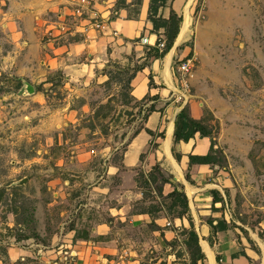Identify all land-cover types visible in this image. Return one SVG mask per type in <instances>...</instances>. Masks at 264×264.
<instances>
[{
	"label": "rangeland",
	"instance_id": "obj_1",
	"mask_svg": "<svg viewBox=\"0 0 264 264\" xmlns=\"http://www.w3.org/2000/svg\"><path fill=\"white\" fill-rule=\"evenodd\" d=\"M95 1L98 9L107 10L113 18L121 9L128 18H136L142 2ZM65 4L63 0H0V264H52L58 259L74 263L82 245L73 247L54 237L65 230L63 226L75 227V221L64 223L66 217L60 212L85 204L81 189L96 179L93 175L86 182L74 183L85 174L76 162L86 165L90 158L102 157L108 152L104 150L107 144L122 142L125 126H132V135L158 101L179 105L170 94L163 99L146 95L137 117L128 120L126 116L123 124L124 108L116 110V106L129 100L130 77L143 63H137L133 52L116 50L109 56L103 67L107 78L102 82H69L58 68L49 69L45 58L50 44L68 38L89 42L102 34L86 38L75 33L52 39L48 31L57 21V8ZM172 13L180 17L170 23L172 29L178 28L177 34L171 48L158 59H164L166 67L171 57L173 67L180 59H193L191 97L186 105H201L202 118L215 139L216 159L209 168L222 175L202 181L216 182L207 186L212 202L189 198L195 164L185 165L184 187L174 189L185 194V211L171 192L162 193L163 184L172 179L166 174L169 166L157 162L143 168L142 160L135 179L144 193L141 209L152 212L150 222L114 229L109 237L117 239L111 241L105 236L90 237L86 224L80 222L73 237L91 241L92 252L101 246L98 254L122 264L128 256L136 261L131 264H201L203 260L192 262L185 241L192 227L201 251L207 245L191 221L196 218L197 205L209 203L207 221L225 222L222 231L233 236L238 256L249 264H264V0H167L157 16L167 19ZM151 33L164 43L161 50L143 45V34L127 39L145 46V61L160 54L167 41L163 28H151ZM26 83L33 86L32 93H27ZM184 106L179 105V110ZM108 121L121 125L120 129L100 131L98 126ZM172 129L171 124L168 135ZM153 140L149 142L152 147ZM167 143L165 152L171 158ZM158 215L166 218L162 226L153 220ZM175 217H185L190 225L173 223ZM157 228L160 232L155 234ZM167 234L163 241L156 239V235ZM215 235L211 231L207 241L211 243ZM13 245L26 248L23 259L10 260L8 248Z\"/></svg>",
	"mask_w": 264,
	"mask_h": 264
},
{
	"label": "crops",
	"instance_id": "obj_2",
	"mask_svg": "<svg viewBox=\"0 0 264 264\" xmlns=\"http://www.w3.org/2000/svg\"><path fill=\"white\" fill-rule=\"evenodd\" d=\"M148 6L149 0H142L136 18H128L126 11L122 9L119 10L115 18L107 10L104 11L109 17V21L108 27L103 30L101 35L89 42L82 39L68 38L60 43L50 44L49 47L51 48H49L45 58L47 67L61 70L69 82L88 84L93 79H96V82L106 80L107 77L103 73V67L108 57L113 56L116 50L124 51V53L133 52V57L137 60V63L140 64L142 61L143 63L134 72L128 83L134 104L116 106V110L117 107L124 108L125 119L123 124L127 121L126 116L128 120L137 117L139 103L146 95H157L163 99L170 94L174 83L172 57L167 67L164 59L161 61L158 58H151L145 61L146 57L143 56L145 46L134 44L127 40L134 35L143 34L145 37H149L150 42H153L152 25L148 20ZM113 31H116V35H112L114 34ZM108 47H113L111 53L108 52ZM164 103L158 101L155 104V110L147 113L139 128L137 127L132 135H130L132 126H125L122 129V142H115L113 145L107 144L105 146L104 150H108V152L112 148L111 153H104L102 157L97 159L90 158V162L102 164L101 168L91 166L89 161H87L88 166L85 163L76 162L77 165L80 164V168L83 169L86 175L76 176L78 178L74 180V183L86 182V180L93 178V175H96V179L87 185L86 188L81 189L83 196H86L87 202L85 204L74 209H64L60 212L66 217L64 223L75 221V227L63 226L62 229L65 230L54 237L59 242H66V245H73V247L77 244L82 245L78 246V252H75V264H95L93 257L104 255L97 252V250L103 249L101 246L96 248L95 252H92L88 245L91 241L73 237L80 222L86 224L90 237L105 236L109 239V235H112L114 229L119 231L130 223L145 224V222H150L152 212L150 209H141V204L142 206L144 205L142 203L144 193L141 187L137 185L135 179V174L139 170L138 167L141 166L142 160L145 162L143 168L150 167V165L152 166L157 162L163 165L166 163L169 166L166 174L168 176L172 175V179L165 182L162 187V193L168 194L176 187L180 189L184 187L182 178H184L185 165L188 166L189 163L188 155H204L209 151L210 138L200 137L198 133H195L188 142H174V120L179 112V105L174 103H165L164 105ZM186 108L192 118H202L203 112L199 103L197 105L189 103ZM170 123L173 125V129L168 135ZM120 126L108 121L105 125H99L98 127L101 129L100 131L106 129V132L109 133L111 130L115 132V130L120 129L118 128ZM156 133H162L163 136H159ZM153 137L152 144L154 147L149 144ZM167 140L166 150L167 153H170L171 158L165 152L164 145ZM91 154H95L94 150H91ZM175 154L178 155V158H175ZM174 164H176L179 171ZM211 176H214L215 180L222 177L220 173L213 172L209 165L195 164L194 171L190 174V178L193 181L195 180V184L190 183L192 189L189 188L190 195L187 193L189 198L191 197L194 201L212 202L210 200L211 187L207 186H211L216 182H206L205 184L202 182L203 179ZM209 203H204L202 206L197 205L195 209L196 218L191 221L192 226L198 227L199 235L203 238L202 241L207 244L201 245L205 256L203 259L204 263L201 264H249L245 257L238 256V246L229 231H217L216 235L212 237L213 241L211 243L207 241L211 234V228L207 221L210 214ZM192 212L190 209V213ZM191 216L193 215L191 214ZM165 219L164 216L162 218L160 215L153 218L154 222L161 226ZM176 221L180 225L185 223L188 226L190 225L185 217L173 218V223H176ZM169 222L171 223L172 221L170 220ZM153 232L157 234L160 230L157 228ZM165 233L172 232L168 231ZM166 236L169 235H164V237L163 235H156V239L163 241ZM116 239L113 236L110 241ZM26 254V248L18 245L8 248V255L12 261L23 259ZM247 254L250 256V253ZM125 260L126 264L136 262L132 256H128Z\"/></svg>",
	"mask_w": 264,
	"mask_h": 264
},
{
	"label": "built area",
	"instance_id": "obj_3",
	"mask_svg": "<svg viewBox=\"0 0 264 264\" xmlns=\"http://www.w3.org/2000/svg\"><path fill=\"white\" fill-rule=\"evenodd\" d=\"M65 5L57 8V21L49 29L48 34L52 39H60L75 33L88 38L92 34L103 32L108 27L109 17L102 10L96 7L95 0H63ZM74 20V21H73ZM153 42L149 37H142L140 42L153 48L162 49L164 43L156 34H153ZM192 58L180 59L174 67V83L170 90V97L179 105L184 106L191 97V84L189 81L192 67ZM169 225V223H167ZM123 256H120L121 259ZM52 264H75L63 259L54 260ZM95 264H122L120 260L108 258L104 255H97Z\"/></svg>",
	"mask_w": 264,
	"mask_h": 264
},
{
	"label": "trees",
	"instance_id": "obj_4",
	"mask_svg": "<svg viewBox=\"0 0 264 264\" xmlns=\"http://www.w3.org/2000/svg\"><path fill=\"white\" fill-rule=\"evenodd\" d=\"M166 2L167 0H149L148 20L150 21L153 29L163 28L165 30V37L167 38L164 50H162L160 54H157L155 58L163 56L165 52L171 48L173 40L177 34L178 28L174 27V29H172L170 27V23H176V21L180 20V17L177 16L176 13H172L167 19L157 16L159 6L164 5ZM149 49L155 48L149 47ZM132 101H134V99L130 95L129 100L124 101L123 104L128 105ZM212 132L213 131L205 124L203 118H192L189 115L186 106L181 108L175 117L173 132L174 142H188L190 139L193 138L195 133H198L200 137L210 138L209 151L204 155H188V161L190 164H205L212 166V164L215 163L216 158L213 152L215 146V139L214 137H212ZM170 196H176L177 200H180L181 206L184 208V210H188V203L184 193H177L176 190H173L170 193ZM208 224L212 232L222 231L226 229V224L223 221H217L216 224H214L213 221H208ZM187 235L188 237L185 243L189 249L190 258L192 262L195 263L197 261L203 260L205 256L199 246L198 236L192 227L187 232Z\"/></svg>",
	"mask_w": 264,
	"mask_h": 264
},
{
	"label": "water",
	"instance_id": "obj_5",
	"mask_svg": "<svg viewBox=\"0 0 264 264\" xmlns=\"http://www.w3.org/2000/svg\"><path fill=\"white\" fill-rule=\"evenodd\" d=\"M25 89H26L27 93H32L34 91V88L30 83H26ZM24 181H25V179H23L22 182H24Z\"/></svg>",
	"mask_w": 264,
	"mask_h": 264
},
{
	"label": "bare ground",
	"instance_id": "obj_6",
	"mask_svg": "<svg viewBox=\"0 0 264 264\" xmlns=\"http://www.w3.org/2000/svg\"><path fill=\"white\" fill-rule=\"evenodd\" d=\"M183 36V35H182ZM176 169L179 171V169L176 167Z\"/></svg>",
	"mask_w": 264,
	"mask_h": 264
}]
</instances>
